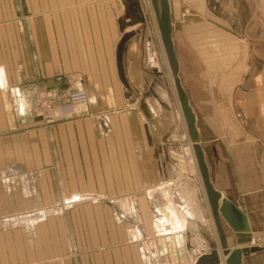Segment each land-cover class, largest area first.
<instances>
[{
	"label": "crops",
	"instance_id": "1",
	"mask_svg": "<svg viewBox=\"0 0 264 264\" xmlns=\"http://www.w3.org/2000/svg\"><path fill=\"white\" fill-rule=\"evenodd\" d=\"M37 1L28 63H17L10 84L0 65V124L19 130L0 136V172L44 185L53 203L88 205L98 235L104 217L108 233L125 240L68 244L79 253L47 264H196L215 249L224 264L223 244H245L219 213L216 221L194 144L211 186L240 212L238 223L243 214L251 234L264 231V0H168L177 81L197 141L180 102L172 107L165 94L151 0V18L135 0ZM27 76L84 89L88 102L77 115L38 123ZM242 264H264V249Z\"/></svg>",
	"mask_w": 264,
	"mask_h": 264
},
{
	"label": "rangeland",
	"instance_id": "2",
	"mask_svg": "<svg viewBox=\"0 0 264 264\" xmlns=\"http://www.w3.org/2000/svg\"><path fill=\"white\" fill-rule=\"evenodd\" d=\"M124 1L127 0H120V3H124ZM135 1L140 6H144L146 16L148 15V18H151L150 0ZM38 4L37 0H0V65L3 66L9 84L13 82L14 68L17 63H28L25 51H29L30 44L28 39L30 33L29 20L30 15L36 13L32 6H39ZM107 4H103V6H109ZM19 6H22L21 11L17 10ZM149 29L152 33L150 27ZM19 40H21V43H19ZM159 40L160 44L158 48H155V54L164 73L166 97L173 107V104L179 102L177 88L167 64V57L160 37ZM20 46H22L21 53ZM23 86L30 96V112L33 117L38 119V123L45 124L57 121L58 118H67L60 117L57 114L50 120L36 117L37 107L40 110H44L45 107L52 109L57 104L56 100L51 103L43 100V106H41V104H37V101L41 96H45L49 89L58 85L42 86L33 76H27ZM86 93L89 99L88 92L86 91ZM0 126V132H2L0 136L19 131L13 125L10 127L8 122L5 123V126H7L5 130L2 128L4 124H0ZM187 140L186 136L184 141L189 143ZM3 172H0V264H47L48 261L61 260L64 257L72 258L71 255L79 253L72 248L67 251L68 244H75V248H77L79 244L87 242L125 241L123 240L124 235L111 236L108 233L110 227L108 219L104 217L98 219L102 226V234L98 235L97 221L85 215L86 211L93 209L88 205L74 204L70 208L67 207V204L64 206L62 203H53L49 200L50 197L46 196L44 185L38 187L34 181L28 180V185L25 186L23 184H26V181L21 182L14 178L13 170ZM69 210L82 211L84 215L80 218L66 220L60 218L62 217L60 212ZM53 211L61 215H58L59 217L53 215ZM103 213L102 209L101 214ZM63 222H66V224H63ZM94 222L96 223V235H94ZM162 227L165 229L167 226ZM152 230L157 235L155 227Z\"/></svg>",
	"mask_w": 264,
	"mask_h": 264
},
{
	"label": "water",
	"instance_id": "3",
	"mask_svg": "<svg viewBox=\"0 0 264 264\" xmlns=\"http://www.w3.org/2000/svg\"><path fill=\"white\" fill-rule=\"evenodd\" d=\"M151 3L156 15L162 45L168 59L171 73L174 77L179 102L186 120L188 132L190 133L192 140L197 141L194 127V117L189 107L187 97L183 90H181V88L179 87L177 81L178 63L175 57L171 39L168 0H151ZM193 149L202 177L205 192L216 221L219 213L228 224L231 231L235 234L237 244H245V246L243 247H236L231 250L224 248L225 244H223V247L220 248V252L222 255H226L224 264H242V256H245L250 252H256L262 249L257 246H247L248 242L250 241L251 232L246 222L245 216L241 214V221L239 224L234 212L235 210L239 212L238 209L235 208L227 198H221L220 194L216 190H214L209 182L207 169L203 161V156L199 146L197 144H194ZM219 262V252L215 249L207 254L200 255L196 261V264H219Z\"/></svg>",
	"mask_w": 264,
	"mask_h": 264
},
{
	"label": "built area",
	"instance_id": "4",
	"mask_svg": "<svg viewBox=\"0 0 264 264\" xmlns=\"http://www.w3.org/2000/svg\"><path fill=\"white\" fill-rule=\"evenodd\" d=\"M55 79L59 82L62 79V76L58 75ZM87 99V93L84 89L65 90L59 86H55L49 89L45 96H41L37 101V104H41V106H43V100H46L47 103H51L53 100H56L57 104L52 109L45 107L44 110H40V108L37 107L36 117L44 120H50V118H53L55 114L60 117H70L76 115V108L78 106L86 105ZM247 246H257L264 249V231H261L258 234H251L250 241Z\"/></svg>",
	"mask_w": 264,
	"mask_h": 264
},
{
	"label": "bare ground",
	"instance_id": "5",
	"mask_svg": "<svg viewBox=\"0 0 264 264\" xmlns=\"http://www.w3.org/2000/svg\"><path fill=\"white\" fill-rule=\"evenodd\" d=\"M157 27H158V25H157ZM160 37V36H159ZM166 54V53H165ZM167 57V56H166ZM167 64H168V67H169V70H170V66H169V63H168V59H167ZM170 72H171V70H170ZM171 75H172V73H171ZM172 77H173V75H172ZM177 77H178V71H177ZM174 78V77H173ZM240 247V246H239ZM223 260V259H222Z\"/></svg>",
	"mask_w": 264,
	"mask_h": 264
}]
</instances>
